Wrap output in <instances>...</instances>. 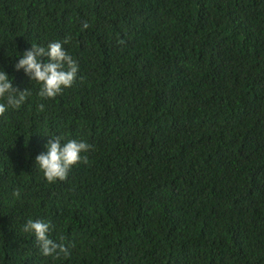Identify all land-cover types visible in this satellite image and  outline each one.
<instances>
[{
  "label": "trees",
  "instance_id": "16d2710c",
  "mask_svg": "<svg viewBox=\"0 0 264 264\" xmlns=\"http://www.w3.org/2000/svg\"><path fill=\"white\" fill-rule=\"evenodd\" d=\"M66 38L77 77L42 99L14 65ZM0 70L29 93L0 116V264H264V0H0ZM56 136L92 148L49 184Z\"/></svg>",
  "mask_w": 264,
  "mask_h": 264
},
{
  "label": "clouds",
  "instance_id": "9594fccd",
  "mask_svg": "<svg viewBox=\"0 0 264 264\" xmlns=\"http://www.w3.org/2000/svg\"><path fill=\"white\" fill-rule=\"evenodd\" d=\"M83 27H88L84 23ZM66 38L63 43L60 41L50 42L46 47L32 44V47L25 50L18 62L14 65L16 71L23 72L41 85L38 95L42 99H54L61 94L63 89L73 85L77 73L78 64L64 49L63 44L68 43ZM47 57V62L41 58ZM28 91H20L13 86L8 75L0 70V116L9 109H18L25 102ZM44 105H39V110L43 111ZM46 152H42L35 157V167L43 174L44 179L49 183L64 181L70 169L80 163H88L87 153L91 148L87 142L75 139L62 143V138L56 136L46 144ZM19 191H14L13 196L19 198ZM25 233L35 237V242L40 253L45 257L67 258L71 255V249L75 244H65L63 238L60 242L49 238L50 224L40 220L28 219L22 229Z\"/></svg>",
  "mask_w": 264,
  "mask_h": 264
}]
</instances>
